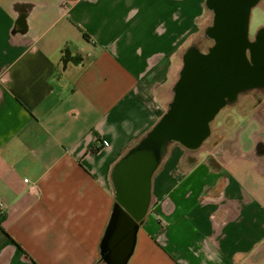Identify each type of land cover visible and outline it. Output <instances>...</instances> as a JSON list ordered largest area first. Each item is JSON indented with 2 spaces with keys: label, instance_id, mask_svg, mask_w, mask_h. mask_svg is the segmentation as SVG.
<instances>
[{
  "label": "crops",
  "instance_id": "crops-1",
  "mask_svg": "<svg viewBox=\"0 0 264 264\" xmlns=\"http://www.w3.org/2000/svg\"><path fill=\"white\" fill-rule=\"evenodd\" d=\"M206 8L0 0V264H104L112 169L167 110ZM219 144L169 146L129 264H264V98Z\"/></svg>",
  "mask_w": 264,
  "mask_h": 264
},
{
  "label": "water",
  "instance_id": "water-1",
  "mask_svg": "<svg viewBox=\"0 0 264 264\" xmlns=\"http://www.w3.org/2000/svg\"><path fill=\"white\" fill-rule=\"evenodd\" d=\"M262 0H206L213 20L206 51L186 48L165 113L114 165L115 201L100 243L104 264H129L152 203V179L169 146L197 150L210 137L211 123L241 93L264 87V28L252 39L251 13ZM80 55L67 51L65 61Z\"/></svg>",
  "mask_w": 264,
  "mask_h": 264
},
{
  "label": "rangeland",
  "instance_id": "rangeland-1",
  "mask_svg": "<svg viewBox=\"0 0 264 264\" xmlns=\"http://www.w3.org/2000/svg\"><path fill=\"white\" fill-rule=\"evenodd\" d=\"M260 3H264L262 0ZM213 12L206 8L205 15L202 17L201 27L198 32L195 33L192 44H196L202 50L206 51L209 46L213 44V40L208 38L205 34V30L208 25L212 23ZM262 24H264V10L261 4L255 6L251 13L250 20V36L255 37ZM258 97L254 93L241 94L238 97L237 102L226 105L216 116L211 123V135L204 142V145L208 151L218 150L221 151L224 145H218V143L224 141L231 130V126L240 119L241 114L247 113L255 106ZM202 146V147H203Z\"/></svg>",
  "mask_w": 264,
  "mask_h": 264
},
{
  "label": "flooded vegetation",
  "instance_id": "flooded-vegetation-1",
  "mask_svg": "<svg viewBox=\"0 0 264 264\" xmlns=\"http://www.w3.org/2000/svg\"><path fill=\"white\" fill-rule=\"evenodd\" d=\"M252 39H254V37H252ZM249 93H254L258 97L259 100H262L264 98V87L254 88V89L248 90L246 92H243L241 94H249Z\"/></svg>",
  "mask_w": 264,
  "mask_h": 264
},
{
  "label": "built area",
  "instance_id": "built-area-1",
  "mask_svg": "<svg viewBox=\"0 0 264 264\" xmlns=\"http://www.w3.org/2000/svg\"><path fill=\"white\" fill-rule=\"evenodd\" d=\"M25 180L28 182V179H25ZM2 205H3V204H2V202L0 201V207H2ZM161 221H162V222H166V220H165L164 218H161Z\"/></svg>",
  "mask_w": 264,
  "mask_h": 264
},
{
  "label": "trees",
  "instance_id": "trees-1",
  "mask_svg": "<svg viewBox=\"0 0 264 264\" xmlns=\"http://www.w3.org/2000/svg\"><path fill=\"white\" fill-rule=\"evenodd\" d=\"M102 261V260H101Z\"/></svg>",
  "mask_w": 264,
  "mask_h": 264
}]
</instances>
